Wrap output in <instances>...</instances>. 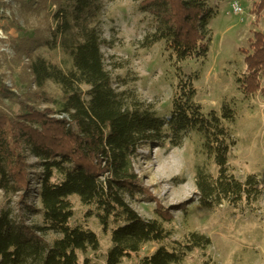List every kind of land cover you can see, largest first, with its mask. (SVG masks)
Returning a JSON list of instances; mask_svg holds the SVG:
<instances>
[{"label": "trees", "instance_id": "1", "mask_svg": "<svg viewBox=\"0 0 264 264\" xmlns=\"http://www.w3.org/2000/svg\"><path fill=\"white\" fill-rule=\"evenodd\" d=\"M54 5L49 37L21 30L19 44L34 87L42 95L51 83L62 96L44 97L46 104L55 106L50 114L26 105L16 115L18 123L0 113V190L9 201L28 187L31 179L21 170L28 151L40 169L35 180L41 205L22 200L24 217L11 203L1 209L0 264H96L87 254L100 250V239L86 225L72 223L73 195L89 208L88 217H96L103 232L111 235L106 264H122L147 244L158 247L139 264H183L195 251L209 249L212 239L191 232L174 240L166 225L173 220L166 211L147 219L135 210L133 203L146 196L134 169L140 150L181 147L187 134L196 131L203 136L202 153L218 172L214 175L208 164L197 167L196 198L189 202L209 210L224 203L242 208L259 203L264 195L256 176L242 180L230 164L236 141L226 122L235 121V111L225 105L221 113H205L197 101L199 75H188L182 67L187 60L208 57L210 22L219 6L213 7L211 0H140V9L155 22L141 47L148 50L164 42L177 78L172 110L161 117L134 93L117 90L103 52L110 43L103 28L104 0H59ZM250 42L246 71L237 82L246 99H264V32H256ZM40 48L60 53L64 60L48 59L38 53ZM53 114L59 116H49ZM16 145L23 153L15 152ZM35 216L41 217V224L32 221ZM49 234L55 236L52 242Z\"/></svg>", "mask_w": 264, "mask_h": 264}, {"label": "rangeland", "instance_id": "2", "mask_svg": "<svg viewBox=\"0 0 264 264\" xmlns=\"http://www.w3.org/2000/svg\"><path fill=\"white\" fill-rule=\"evenodd\" d=\"M57 1L0 0V81L4 86L1 85L0 90V113L13 119V123H18L16 115L24 111L26 105L40 111L48 110L50 114V109L55 106L46 104L44 97L60 99L62 96L60 89L51 83L42 95L34 87L24 47L19 44L21 30L42 38L49 37ZM261 1L211 0L213 7L218 9L219 6V13L210 22L213 41L208 57L187 60L182 67L188 75H199L195 81L197 101L205 113H221L225 105L235 111V121L226 122L236 141L230 153V164L240 179L256 176L264 187V99L261 96L246 99L237 82L246 71L245 58L246 52L250 51L251 39L256 32H264ZM104 2L103 28L110 43L104 46L103 52L117 90L134 93L140 101L151 104L159 116H168L177 78L165 52V44L161 42L148 50L140 44L146 34L153 32L154 17L140 9V0ZM236 3L242 7V12L236 13ZM38 53L55 62L64 60L60 53L46 48H40ZM202 144L203 136L195 131L187 134L181 147L153 145L140 150L134 169L146 196L134 202L133 207L147 219L156 218L157 211H166L167 218L173 220L166 225L173 231L174 240H182L191 232L206 234L212 239L213 245L209 249L195 251L183 264H264V195L259 203L242 208H232L224 203L219 209L209 210L197 202H189L196 198L197 167L208 164L214 175L218 172L202 153ZM20 147L16 145L15 152L23 153ZM24 154L21 170L31 179L28 187L9 201L0 190V211L11 203L15 213H23V217L22 200L37 208L41 206L36 197L39 185L35 180V172L40 169L35 167L36 159L28 151ZM69 200L75 214L72 223L86 225L100 239V250L89 251L87 256L96 264H106V254L112 246L110 233L103 232L96 217H88L89 208L83 205L79 196L73 195ZM32 221L42 223L40 216L33 217ZM54 237L49 234V241L52 242ZM157 247L147 244L139 255L122 264H139Z\"/></svg>", "mask_w": 264, "mask_h": 264}, {"label": "built area", "instance_id": "3", "mask_svg": "<svg viewBox=\"0 0 264 264\" xmlns=\"http://www.w3.org/2000/svg\"><path fill=\"white\" fill-rule=\"evenodd\" d=\"M234 10L236 11V13H240V12H242L243 11V9H242V7L239 5V3H236L235 5H234Z\"/></svg>", "mask_w": 264, "mask_h": 264}]
</instances>
